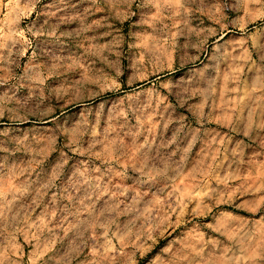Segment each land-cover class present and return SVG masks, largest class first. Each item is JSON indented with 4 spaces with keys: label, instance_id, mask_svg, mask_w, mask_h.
I'll list each match as a JSON object with an SVG mask.
<instances>
[{
    "label": "rangeland",
    "instance_id": "1",
    "mask_svg": "<svg viewBox=\"0 0 264 264\" xmlns=\"http://www.w3.org/2000/svg\"><path fill=\"white\" fill-rule=\"evenodd\" d=\"M245 1L0 0V105L182 59L190 27ZM245 36L153 93L0 125V264H264V21Z\"/></svg>",
    "mask_w": 264,
    "mask_h": 264
},
{
    "label": "bare ground",
    "instance_id": "2",
    "mask_svg": "<svg viewBox=\"0 0 264 264\" xmlns=\"http://www.w3.org/2000/svg\"><path fill=\"white\" fill-rule=\"evenodd\" d=\"M244 4L243 9L236 10L237 16L232 20H228L227 13L223 12L206 19L203 26L190 27L185 49L181 51L182 59L176 60L178 49L175 48L164 59L156 57L148 61L145 56L141 57L116 72L113 77L92 75L70 86H57L53 89L42 84L39 101L33 109H23L22 112L19 111L22 108L13 103L1 104L0 125L3 132L45 130L50 123L57 122L59 113L69 109L80 115L90 111L93 106L121 103L124 98L139 94L145 87L153 93L159 82L174 74L176 68L196 62L209 42L218 45L225 42L227 36L239 35L243 37L238 39V44H247V31L251 27L257 29L260 22L264 21V0H246ZM181 77H170L166 84L171 87L173 79L179 81Z\"/></svg>",
    "mask_w": 264,
    "mask_h": 264
}]
</instances>
